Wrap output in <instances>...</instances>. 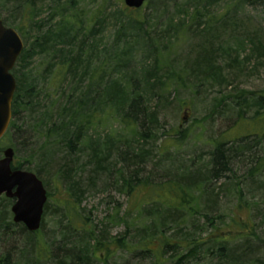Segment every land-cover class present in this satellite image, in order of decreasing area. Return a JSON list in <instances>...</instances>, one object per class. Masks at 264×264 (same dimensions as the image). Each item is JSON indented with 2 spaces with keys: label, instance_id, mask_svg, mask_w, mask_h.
Returning <instances> with one entry per match:
<instances>
[{
  "label": "trees",
  "instance_id": "16d2710c",
  "mask_svg": "<svg viewBox=\"0 0 264 264\" xmlns=\"http://www.w3.org/2000/svg\"><path fill=\"white\" fill-rule=\"evenodd\" d=\"M20 1L22 0H0V6L11 2L16 3L14 9L18 17L13 16L12 19L1 17L0 10V18L6 26L15 28L24 42V49L12 69L16 80L11 105L12 118L6 133L0 140V156L6 147L3 142L14 127L16 128L17 120L25 111L32 110L31 114L38 116L36 119L38 131L45 137L44 148L53 146L59 149L56 151L61 152L62 150L64 153L59 160H55L52 155L53 158L49 159V164L63 162L61 173L70 174L65 178L73 184H78L79 180L85 181L81 174L89 167L88 181L94 182L93 179L100 178L105 172L111 174L112 178L116 173L118 174L117 181L124 182L122 187H119L125 189L128 195L132 194L134 188L141 192L142 188L151 186L153 192L155 189H166L169 192V196L163 198H159L154 193L147 198L138 196L133 200L134 205H131L133 206L132 212L135 213L134 222L137 223L139 231L137 236L140 237L136 242L137 246L151 253L158 264L161 260L164 263L166 249L169 247L173 248L174 252L172 264H203L202 262L208 258L214 261V264H264L263 258L254 257L258 255L255 252L258 249L254 248L249 235L242 232L246 224L238 225L240 229L234 231L233 226L236 223L235 221L230 222L232 221V210H230L231 215L228 216L227 209H224L227 200L225 201L226 198L222 200L220 195L222 193L229 195L230 188L227 185L236 187L239 199L242 195V178L235 177L232 162L236 156L235 153L239 152L243 146L242 144L229 146L226 144L249 136L226 139L224 137L226 130L222 134L223 139H213L214 146L209 152V160L195 166L192 159L177 161L182 158L177 160L170 158L172 149L182 145L185 132L178 130L174 134H163L162 136H165L168 142L165 143L163 155H161L166 161L171 162L163 164L164 172L160 176L164 179L158 180V183H152L150 173L145 171L147 164L156 153L153 144L147 148L146 146L152 139L154 142L159 138L156 137L158 126L151 123H156L155 112L157 111H150L147 106L149 97L145 92H153L155 87L163 83L159 58H164L156 42L157 30L149 23L148 18L145 15L130 13L136 9L121 7L115 13L120 25L115 33L114 43L106 50H100L99 46H95L92 42L96 38V26L100 18L94 20L92 17L86 16L85 18L83 14L80 15V12L75 10L76 0H52L56 5L55 13L57 14L41 20L34 17L37 12L35 0H27L21 4ZM225 1L190 0L193 9L187 19L188 23L187 20L182 19L176 24L178 26L176 30V25L173 26L175 37L179 31L184 30L185 32L192 31L196 38L202 39V48L194 58L195 69H191L193 74L189 73L191 76L198 77V73L215 76L214 71L219 68L218 61L225 55L219 40L228 23L232 22L228 13L235 14L237 7L249 6L257 11L260 10L264 17V0H229L227 4L229 9L225 13L219 16L208 15L206 10L208 6ZM136 12L140 10L137 9ZM56 16L58 20L52 24ZM171 24L172 20L167 25ZM33 31L37 33L34 37L30 35ZM151 33H154V37ZM124 37L126 39L123 41ZM254 38V41L250 39L252 44L250 53L242 61H239L240 54L230 56L233 63L239 65L254 54L264 58V34H257ZM216 43L217 47H215ZM140 46L142 50L150 47L147 50L148 54L139 65L143 67L140 69L142 77L138 72V63L132 55V52ZM111 48L113 49L110 50ZM150 59L153 60L152 65L146 66ZM33 61L36 62L33 64ZM232 62L229 65L234 66ZM69 74H73L71 79L77 76L78 81L68 92L66 102L59 103L58 97H54L58 92L66 91H63V86L66 85ZM172 75L181 80L180 72H174ZM143 83L147 88H139ZM129 87L133 88L129 89ZM135 88L136 93L133 91ZM249 94L255 95L253 92ZM48 98L55 102L51 100L52 103L49 106L43 105L42 101ZM237 98L240 97L237 96ZM254 98V105L257 107V112L253 117L256 118L254 121L260 119L264 121V90L259 91ZM239 100L243 102L241 105L238 102L237 114L242 119L246 113L243 104L247 100L245 98ZM41 107L44 109L42 112L37 110ZM260 110L263 111L260 113ZM148 117L151 125L147 124L144 127ZM112 119L119 120V131L106 132L101 135L95 130L96 126ZM248 135L255 137L256 142L264 139V132ZM130 136L133 137L135 145L131 144V138L124 140L126 150L115 146L121 138L126 139ZM86 146L90 150L84 154L83 148ZM45 154V152L41 153L42 156ZM110 154L112 157L115 156L114 158L119 159L120 157L123 162L120 168H116V160H112L113 163L109 161ZM160 162L162 163V160H158L155 165H160ZM23 165L24 162L14 161L12 167L21 168ZM45 165L47 164H44L42 170H45ZM129 165L132 170L130 169L131 173L128 175L126 169L130 168ZM26 169L29 168L26 167ZM255 169H257L256 166L248 170L252 180L258 173ZM230 174H234V177ZM220 179L224 180L223 184H220ZM196 190L198 194H194ZM47 195L49 197L48 193ZM66 202L69 203V200ZM237 207L242 206L239 203ZM72 210L73 205L67 207L66 210L69 224L67 229L72 230L71 240L64 243L67 248H64L61 254L54 255L52 260L50 258L51 264H91L93 261L106 264V261L116 251L124 249L126 244L122 237L105 234L104 228L109 227L106 223L101 224L103 229L100 231L95 228H86L82 225V221L76 223L71 217ZM115 210L116 213L109 216V225L122 219L119 207ZM127 213L132 214L129 211ZM198 215L199 220L196 219ZM142 222L144 225L140 226ZM188 225L198 232L196 237H188L190 241L182 246L179 243L177 245L175 240L171 243V238L167 236L171 227L186 232L184 228ZM223 226H227L228 230L221 229ZM24 229L28 241L26 244L28 249H24L25 264H30L34 263L32 246L36 247L38 242L33 240L35 235L25 227ZM212 229L217 230V233H214ZM78 232L82 233L78 234ZM204 233L207 234L202 236ZM254 236L258 239L257 235ZM175 245L185 251V254L183 252L178 256ZM43 251L48 253L46 249L39 248L38 254L41 255ZM35 260L44 261L39 256H36ZM0 264H9V255L3 258L0 256Z\"/></svg>",
  "mask_w": 264,
  "mask_h": 264
},
{
  "label": "rangeland",
  "instance_id": "374dc122",
  "mask_svg": "<svg viewBox=\"0 0 264 264\" xmlns=\"http://www.w3.org/2000/svg\"><path fill=\"white\" fill-rule=\"evenodd\" d=\"M26 1H20V4ZM35 1L37 2V12L34 17L37 20L47 19L50 15L57 14L55 13L57 10L56 5L53 4L52 0ZM76 1L75 10H78L80 15L83 14L85 18L92 17L94 20L100 18L96 26V38L92 40L95 46H99L100 50H106L109 46L111 47L114 43L115 33L120 25V21L116 19L115 13L121 7H125L123 0ZM228 1L226 0L225 2L208 6L206 8L208 15L219 16L225 13L229 9V5L227 6ZM15 7V2L0 6L2 12L1 17H10V19L13 16L18 17L19 15L14 9ZM192 9L193 5L190 4V0H146L144 6L139 9L140 12H136L137 9L130 12L132 15H145L149 23L155 26L153 28L157 30L156 34L158 37L156 42L158 43L160 54L164 56V58H159L160 68H162L160 74L163 77V83L155 87L153 92H145L149 97L147 106L150 108V111H157L155 112L156 123H151L158 126V136L156 137H159L154 142L152 139L149 145L146 146L147 148L153 144L155 147L154 152L157 154L154 153L155 156H152L153 158L147 164L145 171L146 173H150L152 183H158V180L164 179L160 176L164 172L163 164L171 162L169 160L166 161L164 159L165 157L163 158L162 156L165 143L168 142V139L162 136L163 134H174L178 130L185 132L182 145L172 149L170 158L172 157L176 160L182 158L177 161L192 159L195 166L200 165L203 161L209 160V152L213 150L214 146L213 139H223L222 134L226 130L227 132L224 136L226 139L249 136L226 144L227 146L231 144H242L243 146V148H239V152L235 153L236 156L232 162L233 171L236 174L235 177L242 178V195L239 199L238 191L232 185H227L230 188L229 195L223 193L220 195L222 200L225 198V201L227 200V205L224 209H227L228 216L231 215L230 210H232V221L230 222L235 221L236 223L233 226L234 231L240 229L238 225L243 226L245 223L246 225H244L242 232L245 235H249V240L253 243L254 248L258 249H254L256 254H258L254 257L264 259V139L256 142L255 137L248 135L264 132V121L261 119V121H254L256 118H253L257 112V107L254 105V97H256L259 91L264 90V58H260L254 54L250 59L244 60L239 65L233 63L230 58L232 55L240 54L239 61H242L250 53V49L252 48L251 40H253L254 36L264 34L263 13L249 6L237 7L235 14L232 12L228 13L229 19L232 22L231 24L228 23L226 30L222 33L219 40L225 55L218 61L219 68L214 71L215 76L213 77L209 74L201 75L198 73V77H196L191 76L189 73L192 68L195 69L194 58L202 48V39L199 37L196 38L192 34V31L185 32L184 30L179 31V34L175 37L173 30V26L180 20L188 19ZM13 11L15 13H12ZM57 18L58 16L55 17L52 24L58 20ZM171 20L172 24L167 25ZM201 27L203 28L204 26L202 25ZM177 28L178 26L176 25L175 30ZM36 34V31L30 33L32 37ZM151 36L154 37V33H151ZM123 39L126 38L124 37ZM215 47H217V43ZM149 48L148 46L142 50L140 46L132 52L135 61L138 63V72L141 77L142 72L140 69L143 67L139 65L148 54L147 50ZM34 62L36 61H33V64ZM230 62L234 66L229 65ZM152 63L153 60L150 59L146 66L152 65ZM174 72H180L181 80L172 75ZM72 75L69 74L66 85L63 86V91H66L58 92L56 94L57 96L54 97H58L59 103L61 101L63 104L66 102L68 92L78 81L77 76L71 79ZM132 88L129 87V89ZM139 88L144 89L147 86L143 83ZM133 91L136 93V88ZM250 92L255 93V95L249 94ZM237 96L240 98H237ZM243 98L247 100L243 104L246 113L241 119L238 117L237 107L239 108L238 102H240V105L243 102L239 99ZM51 100L48 98L42 101V104L49 106L50 103L55 102L54 100L51 102ZM37 110L42 112L44 109L41 107ZM263 110H260V113ZM31 112L32 110L25 111L20 116V119L16 122V128L14 127L3 142V144H6V147L8 146L13 149L14 161L24 162L21 168L33 172L42 181L49 194L44 206L40 228L36 233L31 232L35 235L33 240L38 243L36 247L32 246L34 263L32 262L30 264H51L53 256L61 254L64 248H67L64 243L71 240L70 232L72 231L67 229L69 224L66 217V210L70 205H73L71 217L76 223H81L82 221L84 227L95 228L97 231L102 230L101 224L106 223L109 226L104 228L106 235H117L124 239L126 244L124 249L116 251L106 261V264H158V261L155 260V257L151 253H147L137 246L136 242L140 237L137 236L139 231L137 229V223L134 222L135 213L132 212L133 206L131 205H134L135 202L133 200L138 196L147 198L154 193L159 198H163L168 197L169 192L166 189H155L153 192V187L151 186L149 188H142L141 192L134 188L132 194L128 195L125 189L120 188L124 182L117 181L118 174L116 173L113 178L111 174L109 175L108 172H105L100 178L93 179L94 182H90L91 180L88 181L90 175L88 173L89 167L81 174L85 181L79 180L78 184H73V182L65 178L66 175L69 177L70 174L61 173L63 162L54 165L49 164V159L52 155L55 160H59L64 153L62 150L61 152L56 151L59 149L53 146L44 148L45 137L38 131V125H36L38 116L35 117ZM149 122L148 117L144 123V127L147 124L148 126L151 125ZM95 130L101 135H104L106 132L119 131V120L115 121L112 119L107 123L104 122L102 125L96 126ZM130 139L131 144L135 145L136 143L133 141V137L130 136L126 137V139L121 138L115 146L117 148L119 147V149H125L126 142L124 140ZM10 144L12 146H9ZM89 150L88 146L84 147V154ZM44 152L46 154L42 156L41 153ZM114 157L110 154L109 161L113 163L112 160H116V168H120L123 162L120 160V157L119 159ZM158 160H162V163L160 162V165H155ZM260 162H262L261 165H259ZM44 164L47 165H45V170H42ZM255 166L257 167L255 171H258V173L252 180L248 174V170ZM26 167L29 169H26ZM130 169L132 170L131 166L129 169H126V174L129 175L131 173ZM261 169L263 170L261 171ZM48 171L50 172L48 173ZM230 175L234 177V174ZM219 181L220 184L224 182L223 179ZM198 193L197 190L194 192V194ZM66 200H69V203ZM239 203L242 207H237ZM12 204V199L7 198L4 194L0 196V256L3 258V256L6 257V255H9V264H25L24 249H28L26 245L28 241L26 239L24 225L12 220ZM201 205L203 204L201 203ZM118 207L121 211L120 215L122 219L117 223H111L109 225V216L116 213L115 208ZM127 211L132 214L128 215ZM126 215L128 217L125 218ZM196 219H200L199 215ZM143 225L144 222L140 224V226ZM198 227H200L199 224ZM226 227L223 226L221 229L228 230ZM185 229L186 232L178 231L171 227V230L167 232V236L171 238V243L175 240L177 245L178 243L181 246L186 245L190 241L188 237H196L198 234L191 225L186 226ZM212 231L217 233V230L212 229ZM81 233L78 232V234ZM206 234L204 233L202 236ZM254 235H257L258 239ZM174 247L177 246L175 245ZM36 248H38V252H36ZM39 248L42 250L46 249L48 253L46 254V251H43L39 255ZM177 251L178 256L183 254V252L185 254V251L180 250L178 247ZM173 255V248H167L165 254L166 259L164 263L161 260L159 264H172ZM36 256L42 257L44 261H36ZM47 257L49 258L48 260L45 259ZM202 263L214 264V261L208 258ZM91 264H102V262L93 261Z\"/></svg>",
  "mask_w": 264,
  "mask_h": 264
},
{
  "label": "water",
  "instance_id": "95a60500",
  "mask_svg": "<svg viewBox=\"0 0 264 264\" xmlns=\"http://www.w3.org/2000/svg\"><path fill=\"white\" fill-rule=\"evenodd\" d=\"M128 8L137 9L145 0H123ZM23 49L19 34L3 24L0 18V138L11 119V104L16 87L11 73L17 57ZM14 152L11 147L3 150L0 158V195L13 198L11 207L13 221L21 222L27 230L34 232L41 224L46 190L42 181L30 171L12 169Z\"/></svg>",
  "mask_w": 264,
  "mask_h": 264
}]
</instances>
